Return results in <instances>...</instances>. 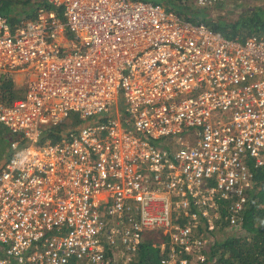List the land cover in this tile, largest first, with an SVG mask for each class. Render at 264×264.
Wrapping results in <instances>:
<instances>
[{"label":"built area","instance_id":"2783aa9c","mask_svg":"<svg viewBox=\"0 0 264 264\" xmlns=\"http://www.w3.org/2000/svg\"><path fill=\"white\" fill-rule=\"evenodd\" d=\"M34 14L0 12V74L27 86L0 100V264H134L153 228L161 264L206 260L200 223L214 229L227 202L240 225L264 165V32L227 37L150 0ZM73 111L87 120L40 141Z\"/></svg>","mask_w":264,"mask_h":264},{"label":"trees","instance_id":"16d2710c","mask_svg":"<svg viewBox=\"0 0 264 264\" xmlns=\"http://www.w3.org/2000/svg\"><path fill=\"white\" fill-rule=\"evenodd\" d=\"M163 2L175 10L178 8V12L188 18L206 22L227 37L244 39L251 34L264 32V0L243 10L220 11L219 15H214L209 8L188 4L185 0H163ZM43 3L46 4L47 0H0V12L7 14L11 22L15 23L23 16H34L37 6ZM17 12H26V14L18 15ZM19 95L13 77L0 74V100L10 103ZM67 129L64 120L56 125H45L42 128L40 141L43 142L48 138L57 140ZM0 145L2 152L5 145L1 141ZM251 167L254 171V180L248 190V199L240 223L243 233L233 231L225 237L214 240L213 243L203 247L206 260H196L192 264H264V165L252 163ZM227 214L226 202L221 215L215 220L216 227L205 230V225L200 223L198 233L205 231L213 233L215 230L223 229L228 224ZM162 241L168 246V237L162 229L145 230L134 264H161V257L167 253V247L164 248L160 244Z\"/></svg>","mask_w":264,"mask_h":264},{"label":"rangeland","instance_id":"374dc122","mask_svg":"<svg viewBox=\"0 0 264 264\" xmlns=\"http://www.w3.org/2000/svg\"><path fill=\"white\" fill-rule=\"evenodd\" d=\"M150 1L164 3L163 0H150ZM185 1L188 4H192L193 6L200 7L197 5L196 0H185ZM262 1L263 0H226V2L216 4L213 6H205V7L211 9V11L214 15H219L220 11L221 12H227V11H230L231 9L243 10V8H245V7L254 6V4L261 3ZM173 6H174V4H172V7ZM175 7H176V5H175ZM176 9L178 11V8H176ZM17 13H18V15H25L26 14V12H17ZM194 21H196V20H194ZM14 76H15L16 87L20 92L19 96L25 95V92L27 90V86H26V83L24 81V74L23 73H16ZM120 107H121V110L124 112V101H121ZM90 119H92V117ZM85 120H87V119L81 117L80 112L73 111L70 113V115L67 118H65L64 121L66 123V127L70 128L71 126H76V127L79 126ZM8 140H9V131L3 125L0 124V141L4 145H7ZM0 153H1V155H0V163H1L4 159V155L2 152H0ZM233 231L243 233L242 232L243 228H241L240 225L230 227V225L226 224V227H224L221 230H217V231L215 230V232H213L211 234H212V238L214 240H216V239H220L222 237H225L228 234L233 233Z\"/></svg>","mask_w":264,"mask_h":264},{"label":"crops","instance_id":"0c3cea01","mask_svg":"<svg viewBox=\"0 0 264 264\" xmlns=\"http://www.w3.org/2000/svg\"><path fill=\"white\" fill-rule=\"evenodd\" d=\"M7 147V146H6Z\"/></svg>","mask_w":264,"mask_h":264}]
</instances>
